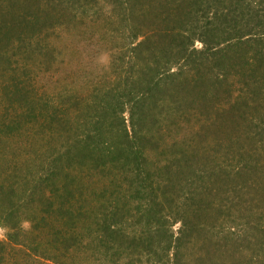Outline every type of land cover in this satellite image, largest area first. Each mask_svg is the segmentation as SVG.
<instances>
[{"label":"trees","instance_id":"16d2710c","mask_svg":"<svg viewBox=\"0 0 264 264\" xmlns=\"http://www.w3.org/2000/svg\"><path fill=\"white\" fill-rule=\"evenodd\" d=\"M103 15L107 75L38 95ZM0 227V264H264V0H0Z\"/></svg>","mask_w":264,"mask_h":264},{"label":"rangeland","instance_id":"374dc122","mask_svg":"<svg viewBox=\"0 0 264 264\" xmlns=\"http://www.w3.org/2000/svg\"><path fill=\"white\" fill-rule=\"evenodd\" d=\"M91 7L93 5L89 8ZM110 10L109 6H105V13ZM106 16L103 15L106 19L101 16L102 19L99 20L87 18L88 22L77 23L71 28H60L53 35L49 45L55 50L57 62L51 70L44 71L42 68L37 72V76L33 77L38 95L48 91L47 93L55 98V103L59 104L65 99L59 97L61 92H69L72 95L76 91L89 94L93 84L107 75L115 47L126 41L130 27L123 34L120 31V34L112 33L111 29H115V25L111 24L109 15ZM129 22L131 21L125 22L123 26ZM196 45L199 48L202 46L200 42ZM72 102L67 105L71 106ZM187 127L189 130L192 123ZM30 227V223L25 224V228ZM178 227L179 225H176L175 229ZM2 240H6V230L0 227V241Z\"/></svg>","mask_w":264,"mask_h":264}]
</instances>
